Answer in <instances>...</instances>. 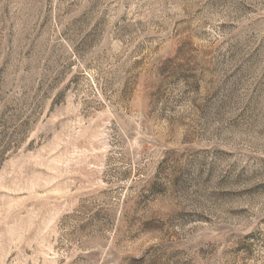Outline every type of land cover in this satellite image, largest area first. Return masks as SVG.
<instances>
[{"label":"rangeland","instance_id":"374dc122","mask_svg":"<svg viewBox=\"0 0 264 264\" xmlns=\"http://www.w3.org/2000/svg\"><path fill=\"white\" fill-rule=\"evenodd\" d=\"M0 264H264V0H0Z\"/></svg>","mask_w":264,"mask_h":264}]
</instances>
